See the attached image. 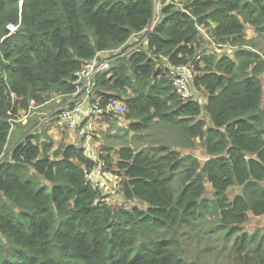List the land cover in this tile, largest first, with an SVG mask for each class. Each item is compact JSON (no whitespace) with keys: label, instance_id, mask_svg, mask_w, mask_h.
Masks as SVG:
<instances>
[{"label":"trees","instance_id":"trees-1","mask_svg":"<svg viewBox=\"0 0 264 264\" xmlns=\"http://www.w3.org/2000/svg\"><path fill=\"white\" fill-rule=\"evenodd\" d=\"M247 26L264 35V0H161L158 20L154 0H0V264H196L204 252L264 264V231L243 227L264 216V51ZM97 57L112 62L91 102L121 101L128 124L106 114L122 135L92 160L20 115L68 101ZM182 65L186 100L170 71ZM97 161L117 204L85 178Z\"/></svg>","mask_w":264,"mask_h":264},{"label":"rangeland","instance_id":"rangeland-1","mask_svg":"<svg viewBox=\"0 0 264 264\" xmlns=\"http://www.w3.org/2000/svg\"><path fill=\"white\" fill-rule=\"evenodd\" d=\"M155 4V13L157 12L158 8L161 7V0H154ZM158 15V13H157ZM158 17V16H157ZM245 38L252 42V44H255L260 48V50L264 51V35H258L251 27L247 26L245 28ZM212 48V47H210ZM224 51L230 50L229 46H224L222 48ZM202 102H206V96H202ZM66 101L63 100L62 97L53 94L51 99L43 104L36 106L31 109V112L24 113L22 112L20 115L21 119L30 120V119H36L38 125H42L43 127H52L53 131L48 135L53 139L55 147H58L60 145H68V144H75L77 146H82L86 148L87 152L86 154H92L95 158L99 156L103 151V148L108 145V136H115L122 135L118 131V129H111V123L105 121L104 117L97 118L96 121L93 123L92 127V136L87 139V137H84V135H81L78 129H71L66 124L62 123L59 120V114L61 110H64L66 108ZM125 113V112H124ZM124 113L116 114L117 117V126L125 127L128 122L123 119ZM51 122V123H49ZM51 124L49 126V124ZM41 127V128H43ZM130 136L133 135V132L129 133ZM159 139L167 140L171 139L170 134L165 133H159L157 136ZM167 140V141H169ZM197 144L196 147L193 149V153L198 156L201 162H203L207 155L205 153V150L202 146L199 145V140H196ZM112 146L114 148H118L119 144L118 142L112 141ZM111 157L115 158L114 153H110ZM116 179V178H115ZM109 183V182H108ZM108 183L105 184V187H103L104 194H109L110 196L107 198V200L113 204H117V196L113 194L115 185L112 186V184ZM206 197L211 198L212 197V189L208 183H206ZM238 192L237 188L230 190V195L232 196L234 193ZM113 194V195H112ZM122 203L126 207H131L134 202H123ZM137 206L143 208V204L135 203ZM262 223L264 224V220L256 221V218L253 217L252 219L248 220L244 226H249L251 224H257ZM208 243H212L211 241H206V239H202L200 242L201 247L207 246ZM187 245V244H186ZM197 252L194 249L193 242L191 240L188 241V257L187 260L192 263L196 261V258L194 257V253ZM233 264L231 259H227L226 256H219L216 258L211 252H204L200 253L198 256V260L196 261V264Z\"/></svg>","mask_w":264,"mask_h":264},{"label":"built area","instance_id":"built-area-1","mask_svg":"<svg viewBox=\"0 0 264 264\" xmlns=\"http://www.w3.org/2000/svg\"><path fill=\"white\" fill-rule=\"evenodd\" d=\"M7 29L13 33L17 29V25L8 24ZM151 30V27L149 28ZM112 60L95 58L87 62L75 74V92L66 101V108L60 111L59 120L71 129H78L81 135L89 139L92 136L90 127L92 120L104 117L109 113L126 112L125 105L118 100H110L104 108L99 106L98 102H91L93 95V79L96 73L110 68ZM172 84L174 90L184 100L189 99L192 94L190 90V82L194 77L193 68L190 65H182L171 68ZM90 159L96 160L92 154L87 155ZM112 174L104 169L103 163L97 161L90 171H85V178L92 182L94 186L100 188L105 187L107 180Z\"/></svg>","mask_w":264,"mask_h":264},{"label":"crops","instance_id":"crops-1","mask_svg":"<svg viewBox=\"0 0 264 264\" xmlns=\"http://www.w3.org/2000/svg\"><path fill=\"white\" fill-rule=\"evenodd\" d=\"M157 13H158V15H157ZM157 16H158V17H157ZM159 17H160V8H158L157 12L155 13V19L158 20ZM252 29H253V28H252ZM253 30H254V29H253ZM137 38H138V37L133 38V39L131 40V43L134 42V40L137 39ZM135 41H136V40H135ZM135 47H136V46H135ZM135 47H134V48H135ZM130 50H132V49H130ZM25 121H26V120L24 119L23 122H25ZM95 121H96V119H95V120H92L91 125H90L91 129H93L92 125H93V123H94ZM49 123H51V122H49ZM49 123H48V124H49ZM50 125H51V124H49V126H50ZM52 131H53V128H52V127L48 128V133H49V134H50ZM108 182H109V183H108ZM107 183H108V185H109V184H112V186H113V185L115 184V178H114V177L109 178V179L107 180ZM112 193H114V192H112ZM253 217L256 218V221L264 220V216H254V215H252V214H249V215H248V220L252 219ZM248 220H247V222H248ZM244 224H246V222H245ZM243 227H244V231H245V232H248V233H253L255 230H258V229L264 231V224H262V223L251 224V225H249V226H244V225H243Z\"/></svg>","mask_w":264,"mask_h":264},{"label":"water","instance_id":"water-1","mask_svg":"<svg viewBox=\"0 0 264 264\" xmlns=\"http://www.w3.org/2000/svg\"><path fill=\"white\" fill-rule=\"evenodd\" d=\"M101 55H105V54H101Z\"/></svg>","mask_w":264,"mask_h":264}]
</instances>
